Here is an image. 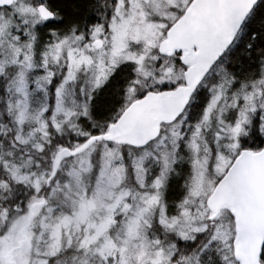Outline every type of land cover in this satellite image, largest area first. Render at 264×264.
<instances>
[{
    "label": "snow or ice",
    "instance_id": "snow-or-ice-1",
    "mask_svg": "<svg viewBox=\"0 0 264 264\" xmlns=\"http://www.w3.org/2000/svg\"><path fill=\"white\" fill-rule=\"evenodd\" d=\"M0 264H264V0H0Z\"/></svg>",
    "mask_w": 264,
    "mask_h": 264
}]
</instances>
